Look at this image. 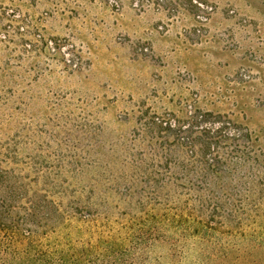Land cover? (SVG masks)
Segmentation results:
<instances>
[{"label": "rangeland", "instance_id": "374dc122", "mask_svg": "<svg viewBox=\"0 0 264 264\" xmlns=\"http://www.w3.org/2000/svg\"><path fill=\"white\" fill-rule=\"evenodd\" d=\"M0 214L37 239L118 238L137 264H264L255 11L0 0Z\"/></svg>", "mask_w": 264, "mask_h": 264}, {"label": "trees", "instance_id": "16d2710c", "mask_svg": "<svg viewBox=\"0 0 264 264\" xmlns=\"http://www.w3.org/2000/svg\"><path fill=\"white\" fill-rule=\"evenodd\" d=\"M14 217L0 214V264H137L128 258L130 248L118 238L101 237L81 246L66 242L69 236L57 232L37 239L25 234L20 219ZM187 260L182 251L172 248L167 264H186Z\"/></svg>", "mask_w": 264, "mask_h": 264}, {"label": "crops", "instance_id": "0c3cea01", "mask_svg": "<svg viewBox=\"0 0 264 264\" xmlns=\"http://www.w3.org/2000/svg\"><path fill=\"white\" fill-rule=\"evenodd\" d=\"M231 4L254 10L255 15L258 16L264 24V0H231Z\"/></svg>", "mask_w": 264, "mask_h": 264}]
</instances>
